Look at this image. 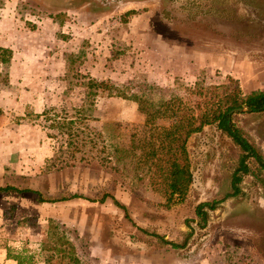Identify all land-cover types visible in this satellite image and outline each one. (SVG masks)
I'll list each match as a JSON object with an SVG mask.
<instances>
[{
	"label": "rangeland",
	"instance_id": "rangeland-1",
	"mask_svg": "<svg viewBox=\"0 0 264 264\" xmlns=\"http://www.w3.org/2000/svg\"><path fill=\"white\" fill-rule=\"evenodd\" d=\"M1 47L10 53L0 52V186L66 199L0 192V264H13L7 248L38 253L48 219L81 264H264V167L247 157L232 194L240 149L215 123L188 137L192 180L166 208L129 159L101 165L77 152L47 162L62 140L41 115L71 114L88 103V79L107 82L128 96L93 97L87 124L126 147L131 133L143 134L130 94L156 101L194 82L218 94L264 88V0H0ZM230 121L264 163V112H233ZM103 194L129 218L109 197L96 201ZM212 201L200 226L194 208ZM185 221L192 233L181 247L149 234L180 244Z\"/></svg>",
	"mask_w": 264,
	"mask_h": 264
},
{
	"label": "trees",
	"instance_id": "trees-1",
	"mask_svg": "<svg viewBox=\"0 0 264 264\" xmlns=\"http://www.w3.org/2000/svg\"><path fill=\"white\" fill-rule=\"evenodd\" d=\"M134 10H129L130 15ZM0 52H8L5 48H0ZM0 61L6 62L4 59ZM8 61V57H7ZM85 96L88 103L81 107L73 108L71 114L63 110V116L58 111L49 113L43 110L42 116L48 121L47 127L55 129V133L49 134L57 141L55 155L46 161L54 162L65 156L66 160H74L75 153L82 152L80 158L87 160L89 153H92L97 161L102 165L111 158L116 162L126 159L131 160L135 170H142L146 174L148 185L151 190L160 193L163 197V206L169 208L181 203L188 191L192 180L189 156L186 149L188 137L201 130L204 125L215 123L216 127L224 132L239 147L238 165L231 174V184L234 186L240 179L241 174L248 172L245 159L252 156L261 167L264 163L257 150L241 135V132L230 121L229 111L234 108L244 107L247 112H264V88L251 90L242 95L239 88L224 91L218 94L214 86H203L199 82H194L191 86H183L185 93H179L168 98L156 101L147 99L142 95L130 94L129 97L137 104V108L143 113L141 136L131 133L129 143L126 147L118 146L104 139L101 131L92 130L87 124L88 119H92L91 108L93 107V97L96 95H117L126 97L120 88H117L104 81L88 79ZM171 119L166 125H160L157 120ZM104 139V140H102ZM100 143V145H99ZM100 146V148L97 147ZM83 149V151H81ZM97 155H96V153ZM103 153H105L103 155ZM62 158V159H63ZM260 186L264 192V179L260 181ZM236 187L232 194L236 192ZM0 192H33L37 199L43 201H58V199H45L38 191L30 189H19L14 186H0ZM80 197L71 195L68 198ZM109 197L114 205L121 208L124 216L127 215L126 208L120 204L113 196L103 194L98 200L102 202ZM93 201V200H92ZM216 206V201L200 202L194 208L197 222L204 225L207 219L206 209L212 210ZM188 231L182 243H173L163 239L156 233H149L160 242L181 247L191 236V228L188 221H185ZM57 225L53 220L48 219L45 229V239L39 244V252L15 251L10 253L5 249V258L15 261L16 264H35L40 261L44 264H81L75 257L73 247L69 241L60 235ZM42 253V255L40 254ZM36 256L40 259H36ZM63 259H53L54 257Z\"/></svg>",
	"mask_w": 264,
	"mask_h": 264
},
{
	"label": "water",
	"instance_id": "water-1",
	"mask_svg": "<svg viewBox=\"0 0 264 264\" xmlns=\"http://www.w3.org/2000/svg\"><path fill=\"white\" fill-rule=\"evenodd\" d=\"M242 111H247V109L244 108V107H238V108L231 109V110L229 111V113H233V112H242Z\"/></svg>",
	"mask_w": 264,
	"mask_h": 264
},
{
	"label": "crops",
	"instance_id": "crops-1",
	"mask_svg": "<svg viewBox=\"0 0 264 264\" xmlns=\"http://www.w3.org/2000/svg\"><path fill=\"white\" fill-rule=\"evenodd\" d=\"M3 254H4V257H5V250H3ZM5 259H7V258H5ZM6 261H9V262L11 261L13 264H16L15 261H13L11 259H7Z\"/></svg>",
	"mask_w": 264,
	"mask_h": 264
}]
</instances>
